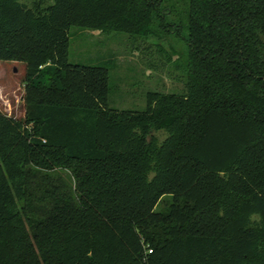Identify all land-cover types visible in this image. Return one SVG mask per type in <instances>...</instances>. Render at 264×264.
Here are the masks:
<instances>
[{
	"label": "trees",
	"instance_id": "16d2710c",
	"mask_svg": "<svg viewBox=\"0 0 264 264\" xmlns=\"http://www.w3.org/2000/svg\"><path fill=\"white\" fill-rule=\"evenodd\" d=\"M73 28L126 35L182 90L111 108ZM0 61L25 67L22 118L0 109V264H264V0H0Z\"/></svg>",
	"mask_w": 264,
	"mask_h": 264
},
{
	"label": "rangeland",
	"instance_id": "374dc122",
	"mask_svg": "<svg viewBox=\"0 0 264 264\" xmlns=\"http://www.w3.org/2000/svg\"><path fill=\"white\" fill-rule=\"evenodd\" d=\"M25 3L31 7L38 0H25ZM165 40H162L164 50L170 52L169 47L172 45L175 52L181 54L182 46L177 39L167 37ZM139 49L140 52H136L124 34L102 35L91 30L73 28L70 30L68 60L71 64L104 67L108 70L111 108L142 111L146 107L148 92L178 93L183 85L178 80L179 72L170 63L164 65L156 56V67L152 69L149 54ZM24 70L21 62L0 61V109L17 119L23 115ZM157 136L159 140L164 137L162 133ZM168 201V197L163 198L157 210Z\"/></svg>",
	"mask_w": 264,
	"mask_h": 264
}]
</instances>
